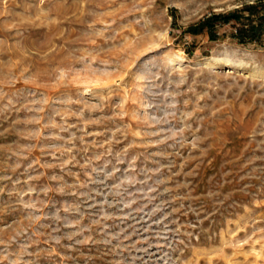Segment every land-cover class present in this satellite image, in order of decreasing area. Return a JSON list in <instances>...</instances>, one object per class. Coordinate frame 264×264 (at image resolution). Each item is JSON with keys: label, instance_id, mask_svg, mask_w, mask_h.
Segmentation results:
<instances>
[{"label": "rangeland", "instance_id": "rangeland-1", "mask_svg": "<svg viewBox=\"0 0 264 264\" xmlns=\"http://www.w3.org/2000/svg\"><path fill=\"white\" fill-rule=\"evenodd\" d=\"M264 0H0V264H264Z\"/></svg>", "mask_w": 264, "mask_h": 264}, {"label": "trees", "instance_id": "trees-1", "mask_svg": "<svg viewBox=\"0 0 264 264\" xmlns=\"http://www.w3.org/2000/svg\"><path fill=\"white\" fill-rule=\"evenodd\" d=\"M259 6L260 4H253L240 10L214 14L191 26L190 30L194 34H198L206 27L213 30L218 24L235 22L239 25L237 28L238 37L242 40H259L264 32V13H259Z\"/></svg>", "mask_w": 264, "mask_h": 264}]
</instances>
